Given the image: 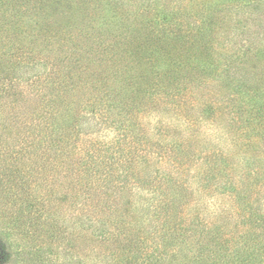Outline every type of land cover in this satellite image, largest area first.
<instances>
[{
  "label": "trees",
  "instance_id": "1",
  "mask_svg": "<svg viewBox=\"0 0 264 264\" xmlns=\"http://www.w3.org/2000/svg\"><path fill=\"white\" fill-rule=\"evenodd\" d=\"M4 183L76 264H264V0H0Z\"/></svg>",
  "mask_w": 264,
  "mask_h": 264
},
{
  "label": "rangeland",
  "instance_id": "2",
  "mask_svg": "<svg viewBox=\"0 0 264 264\" xmlns=\"http://www.w3.org/2000/svg\"><path fill=\"white\" fill-rule=\"evenodd\" d=\"M13 192L14 188L7 183L0 186V264H38L36 253L41 254V264H47L50 258L52 264H76L77 249L72 250L71 257H68L64 252L63 240L51 244L46 239L47 228L32 227V221L19 211L16 203L12 202L15 199ZM55 211V216L61 223L63 209L58 207ZM14 215H19L24 220L19 229L12 224Z\"/></svg>",
  "mask_w": 264,
  "mask_h": 264
}]
</instances>
